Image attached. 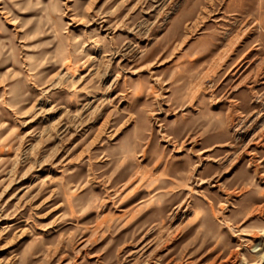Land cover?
<instances>
[{
	"label": "rangeland",
	"instance_id": "obj_1",
	"mask_svg": "<svg viewBox=\"0 0 264 264\" xmlns=\"http://www.w3.org/2000/svg\"><path fill=\"white\" fill-rule=\"evenodd\" d=\"M0 264H264V0H0Z\"/></svg>",
	"mask_w": 264,
	"mask_h": 264
}]
</instances>
